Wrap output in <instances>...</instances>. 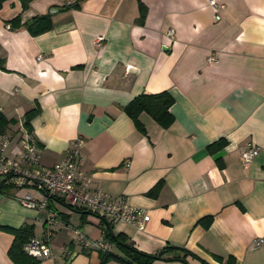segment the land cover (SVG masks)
Wrapping results in <instances>:
<instances>
[{
    "label": "crops",
    "instance_id": "0c3cea01",
    "mask_svg": "<svg viewBox=\"0 0 264 264\" xmlns=\"http://www.w3.org/2000/svg\"><path fill=\"white\" fill-rule=\"evenodd\" d=\"M75 2L2 4L0 112L14 120L10 130L34 109L30 133L48 166L80 138L81 168L93 185L150 216L141 230L117 222L112 231L147 253L176 246L194 254L152 264H264V243L251 247L264 237V0H216L223 5L219 19L209 0ZM139 2L146 7L142 22ZM43 14L51 27L30 34L27 24ZM18 15L22 25L10 28L6 21ZM160 91L173 98V120L164 128L141 112V132L123 108L140 93ZM213 142L222 143L211 152ZM247 143L259 153L244 166L239 150ZM25 193L1 185L0 264H15L8 249L24 224L34 237L52 232L58 258L35 264H99L100 252L72 240V230L100 239V217L57 198L43 210L26 208L18 201ZM206 217L207 227L199 222Z\"/></svg>",
    "mask_w": 264,
    "mask_h": 264
},
{
    "label": "built area",
    "instance_id": "2783aa9c",
    "mask_svg": "<svg viewBox=\"0 0 264 264\" xmlns=\"http://www.w3.org/2000/svg\"><path fill=\"white\" fill-rule=\"evenodd\" d=\"M66 2L70 4L73 0ZM209 5L216 13V19H219L218 12L223 5L216 0H209ZM167 35L173 38V29L169 28ZM103 39L102 35H98L94 40L95 47L100 48ZM207 60L215 61L214 53L211 52ZM81 145L82 140L76 138L70 142L62 160L48 166L41 163L37 141L22 122L14 132L0 131V185L30 188L42 194L41 199L35 198L31 192L19 197L18 201L26 208L43 210L49 199L57 198L69 208L86 210L110 224L123 222L141 230L150 217L147 210L132 206L124 196L110 197L94 186L81 168ZM258 153V146L247 143L239 150L240 161L248 166ZM125 165H128L127 161ZM72 233V240L84 248L102 252L112 249V244L104 237L90 239L77 228ZM51 234V230L47 229L42 237L32 236L23 245V251L40 260L57 259L58 254L49 243ZM263 243L264 237H257L252 240L251 247L257 248ZM69 254V251L65 253L67 256Z\"/></svg>",
    "mask_w": 264,
    "mask_h": 264
},
{
    "label": "trees",
    "instance_id": "16d2710c",
    "mask_svg": "<svg viewBox=\"0 0 264 264\" xmlns=\"http://www.w3.org/2000/svg\"><path fill=\"white\" fill-rule=\"evenodd\" d=\"M7 0H0V8L2 4ZM31 0H19L22 9L27 8ZM76 6L75 3L68 4V7ZM139 16L138 22H142L146 7L139 2ZM10 28H19L22 23L20 21V16H15L14 18L6 21ZM51 27L50 14H43L33 17L31 22L27 24V29L32 35H36L47 31ZM1 67V63H0ZM173 103V98L166 91H160L157 93H140L136 95L130 102L124 106V112L130 117L138 130L144 132L142 124L138 120V116L141 112H145L150 115L160 126L166 128L168 127L173 117L169 111L170 105ZM34 115V109L25 113L23 118V126L31 132L29 126V120ZM14 123L12 119H6L5 116L0 112V131L10 130L9 124ZM222 142H213L208 145V150L213 152L215 148H218ZM219 144V145H218ZM160 183H156L147 194H155L159 189ZM1 188V185H0ZM102 219V218H101ZM211 217H206L199 220L205 227L210 223ZM104 224V238L108 240L112 246L118 251L114 253L111 250L106 252H100L99 264H107L108 261L114 260L118 264H152L155 260H184L186 255H194L186 249L179 248L176 246H168L162 248L156 253H147L141 251L134 247L130 239L122 232L115 233L112 231L111 224L103 220ZM1 228V226H0ZM5 229V228H4ZM33 236V226L31 224H24L17 230H14V238L12 244L8 249V255L15 264H35L37 259L26 254L23 251V245ZM167 252H173L172 256H166ZM219 259V257H216ZM204 264H206L204 262Z\"/></svg>",
    "mask_w": 264,
    "mask_h": 264
},
{
    "label": "rangeland",
    "instance_id": "374dc122",
    "mask_svg": "<svg viewBox=\"0 0 264 264\" xmlns=\"http://www.w3.org/2000/svg\"><path fill=\"white\" fill-rule=\"evenodd\" d=\"M15 188V187H14ZM17 191H23V192H31L32 194L34 193V191L30 188H17Z\"/></svg>",
    "mask_w": 264,
    "mask_h": 264
}]
</instances>
